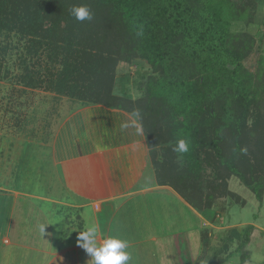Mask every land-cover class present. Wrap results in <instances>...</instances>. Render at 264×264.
<instances>
[{"label":"trees","instance_id":"16d2710c","mask_svg":"<svg viewBox=\"0 0 264 264\" xmlns=\"http://www.w3.org/2000/svg\"><path fill=\"white\" fill-rule=\"evenodd\" d=\"M263 3L0 0V56L11 49L6 42L1 46L2 36L17 38L25 53L36 57L32 68L17 77L26 88H40L48 76L56 81V93L79 106L138 110L158 185L172 188L198 214L214 199H238L227 190L231 177L261 202L264 56H258L253 72L244 61L258 35L246 28L261 24L257 16ZM80 6L90 10L91 20L71 15ZM236 24L243 30L232 31ZM136 61L150 73L139 77L142 95L133 100L117 95L114 87L117 66ZM43 63L45 77H34V67ZM178 139L190 144L182 159L172 150ZM223 263L216 258L215 264Z\"/></svg>","mask_w":264,"mask_h":264},{"label":"crops","instance_id":"0c3cea01","mask_svg":"<svg viewBox=\"0 0 264 264\" xmlns=\"http://www.w3.org/2000/svg\"><path fill=\"white\" fill-rule=\"evenodd\" d=\"M132 120L126 111L97 104L77 105L55 117L46 150L37 155L45 157L50 168L45 169L42 186L34 185L33 177H24L18 186L16 182L0 186V238L6 237L12 226L19 239L17 231L25 230L29 216L42 228L34 231L33 237H40L41 242L31 250L46 254L47 264H90V256L77 240L78 232L93 225L97 243L116 236L127 241L129 253L140 246L154 264H158L159 254L184 253L179 248L182 243L187 250L186 263L178 260L192 264L189 233L180 235L181 225L175 226V222H180L176 220L181 211L174 208L177 214H172L171 205L183 206L201 225L202 217L172 188L158 185L144 133L121 128ZM23 172L32 176L40 171L24 168ZM55 230H59L57 241L47 243L55 238ZM170 256L168 262L173 264Z\"/></svg>","mask_w":264,"mask_h":264},{"label":"rangeland","instance_id":"374dc122","mask_svg":"<svg viewBox=\"0 0 264 264\" xmlns=\"http://www.w3.org/2000/svg\"><path fill=\"white\" fill-rule=\"evenodd\" d=\"M263 6L257 16L261 24L246 28L251 35L258 32L254 49L244 61V66L250 72L255 70L258 56H264V19L259 20L264 12ZM242 30L243 26L240 24L234 25L232 29L236 32ZM1 40V46L6 42L11 49L3 57L0 56V186L7 187L13 182L18 186L24 177H33L36 183L34 185L42 186L46 178L45 169L50 168L49 163L45 164V157L37 155L46 150L51 122L66 109L75 108L78 103L56 93L52 89L56 81L48 76L40 88H26L23 84L25 81L17 77H22L27 69L29 71L32 68L36 57L32 58V55L25 53L23 42L17 38H6L4 34ZM46 68L44 63L35 66L32 71L34 77L39 74L40 78H44ZM149 73V67L143 62L136 61L130 65L120 63L116 68L115 93L133 100L137 99L142 95L138 86L139 77ZM29 149L34 151L29 152ZM24 168L31 172H40L33 173L32 176L30 173L24 175ZM227 190L234 193L238 199L235 197L214 199L211 208L200 214L202 225L200 219L195 222L192 214L183 206L175 207L176 203L173 204L174 207L171 205L172 214H177L174 208L181 211V218L175 219L180 221L175 222V226L178 223L181 225L180 235L186 231L189 233L192 264H213L214 261L216 263V258L223 260V264H264V195L261 202H258L254 193L247 190L235 177L227 181ZM32 220L33 217H26V221L24 218L25 232L23 229L17 231L19 239L14 234L12 226L6 237L0 238V264H47L49 257L46 254L31 250L33 247L37 248V244L41 242L40 237H33L34 231L42 230L41 223L37 224ZM58 234L59 230L53 231L55 238L47 239V243L48 241L55 243ZM3 238L9 244L4 243ZM179 239L180 242L183 241L182 237ZM239 244L240 247L237 248ZM132 248H130L132 251L129 249L133 257L130 259L131 264H154L153 260L147 257L148 253L140 249V246ZM144 248L146 249L145 246ZM179 248L180 252L186 253L187 250L182 243ZM184 253L178 256L159 254L158 264H162L161 262L170 264L168 256L174 261L173 264H181L178 259L186 263L187 256Z\"/></svg>","mask_w":264,"mask_h":264},{"label":"clouds","instance_id":"9594fccd","mask_svg":"<svg viewBox=\"0 0 264 264\" xmlns=\"http://www.w3.org/2000/svg\"><path fill=\"white\" fill-rule=\"evenodd\" d=\"M71 15L78 21L91 20L92 14L86 6L73 7ZM142 35V33H138ZM133 120L121 124L122 129L132 127L136 134L142 133V127L139 125L140 112L135 110L131 113ZM178 154V159L183 158V154L190 151L189 141L186 139H178L172 149ZM241 154H246L247 149L242 148ZM77 244L90 256V264H128L131 259L130 253L127 251V241L116 236L110 235L104 238L102 242L97 243V228L89 226L84 231L78 232Z\"/></svg>","mask_w":264,"mask_h":264}]
</instances>
